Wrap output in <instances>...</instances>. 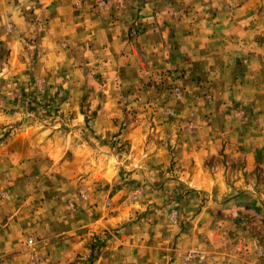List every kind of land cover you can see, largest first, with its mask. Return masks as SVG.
I'll list each match as a JSON object with an SVG mask.
<instances>
[{
  "label": "rangeland",
  "instance_id": "obj_1",
  "mask_svg": "<svg viewBox=\"0 0 264 264\" xmlns=\"http://www.w3.org/2000/svg\"><path fill=\"white\" fill-rule=\"evenodd\" d=\"M225 218L182 264H264V0H0V264H158L155 221Z\"/></svg>",
  "mask_w": 264,
  "mask_h": 264
},
{
  "label": "crops",
  "instance_id": "obj_2",
  "mask_svg": "<svg viewBox=\"0 0 264 264\" xmlns=\"http://www.w3.org/2000/svg\"><path fill=\"white\" fill-rule=\"evenodd\" d=\"M80 151H82V148H80V146H79V147H77L74 154H77ZM146 156H148V154ZM149 158H151L153 161L158 160L156 157V154L149 156ZM87 160H89V158H87ZM87 160L85 159L86 162H87ZM93 160L96 161V159H93ZM157 170H159V169H157ZM230 204H231V202L227 201V206H229ZM249 204L241 203L238 205L240 206V208H242V210H244L245 212H248L249 209L252 211V208H253L252 204L251 203H249ZM101 213L102 212H100V214ZM111 215H113V214H110V216ZM97 217L100 218V216H97ZM226 219H229V218H225L224 224H221V226H215L216 223H214L213 224L214 229L212 231V234L209 235L208 237H204V236L199 235V232L204 231L205 228L207 227V225L201 224V223L199 224L197 221L198 219H196V222L194 221L195 225H194V222L191 221L189 223V226H187L185 228L186 230L183 229L184 231H181V232H180V229L182 227H178L177 225H174V227H171V225H168V227L165 226V225H167V223H166L167 221L165 219H160V221H155L151 227V230L153 232L149 233L150 236H148L147 238L144 237L143 240L139 239L137 242H139V241H141L142 243L144 242V245L150 244L149 240L155 242V239H151V238H154V236H152V235H155V236H159V239H161L160 240L161 243L164 245H162V246L148 245L149 249H144V250L141 249V251L145 252V253H143L144 255L143 256L141 255V256L144 258L146 254L152 255L155 253L158 257V260H159V261H157L158 264H182L180 261V252L177 250V248L178 247L180 248L181 246H184L187 244H195L198 242H201L203 245H206L207 241H210L209 243L212 242V245L214 244V245H216V247H218L220 244H222L224 242L225 238L222 237V236H225V234H226V233H224V231H226L227 234H230L232 231V230L229 231V227L231 226L232 223H230L228 220L226 222ZM231 228H232V226H231ZM208 230H209V228H208ZM235 232H238V231H235ZM134 245H136V246H134L136 248H137V246H139L136 242ZM173 245H175V247H173ZM209 245L210 244H208V246ZM119 250L121 251V248ZM128 250H130V249H128ZM136 252H139V250L136 249ZM208 252L211 254V255H209L210 257H212L214 259H216L218 257V260L219 259L222 260L219 263L214 262V264H256V262H257L256 259L254 258V251H253V248L251 247V244H248V247L244 246L243 248H240L237 251L235 250L234 251L235 253L232 252L230 250V248L229 249L224 248L222 250L208 251ZM190 264H194V263H190ZM257 264H260V263L258 262Z\"/></svg>",
  "mask_w": 264,
  "mask_h": 264
},
{
  "label": "built area",
  "instance_id": "obj_3",
  "mask_svg": "<svg viewBox=\"0 0 264 264\" xmlns=\"http://www.w3.org/2000/svg\"><path fill=\"white\" fill-rule=\"evenodd\" d=\"M29 242L30 243L32 242V238L29 239ZM205 258H206L205 252L198 248L189 249L187 252H185L182 255V260L186 263L203 261L205 260Z\"/></svg>",
  "mask_w": 264,
  "mask_h": 264
}]
</instances>
